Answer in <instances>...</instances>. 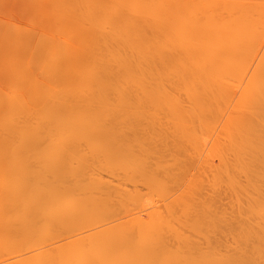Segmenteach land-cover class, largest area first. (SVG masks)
Wrapping results in <instances>:
<instances>
[{"label":"bare ground","instance_id":"bare-ground-1","mask_svg":"<svg viewBox=\"0 0 264 264\" xmlns=\"http://www.w3.org/2000/svg\"><path fill=\"white\" fill-rule=\"evenodd\" d=\"M16 2L0 264H264V0Z\"/></svg>","mask_w":264,"mask_h":264},{"label":"rangeland","instance_id":"rangeland-1","mask_svg":"<svg viewBox=\"0 0 264 264\" xmlns=\"http://www.w3.org/2000/svg\"><path fill=\"white\" fill-rule=\"evenodd\" d=\"M0 19H2L4 22L15 24L17 26L19 25L21 27H27L30 23L29 22L30 19H29V12L26 11V3L16 2V4L7 7H0ZM1 86H3V84H0V92H1V88L3 89L4 87Z\"/></svg>","mask_w":264,"mask_h":264}]
</instances>
